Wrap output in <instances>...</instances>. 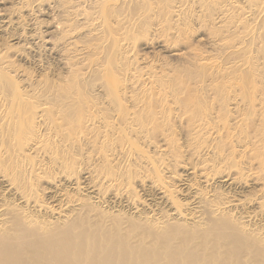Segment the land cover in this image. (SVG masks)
I'll return each instance as SVG.
<instances>
[{
	"label": "bare ground",
	"instance_id": "obj_1",
	"mask_svg": "<svg viewBox=\"0 0 264 264\" xmlns=\"http://www.w3.org/2000/svg\"><path fill=\"white\" fill-rule=\"evenodd\" d=\"M0 264H264V0H0Z\"/></svg>",
	"mask_w": 264,
	"mask_h": 264
},
{
	"label": "rangeland",
	"instance_id": "obj_2",
	"mask_svg": "<svg viewBox=\"0 0 264 264\" xmlns=\"http://www.w3.org/2000/svg\"><path fill=\"white\" fill-rule=\"evenodd\" d=\"M193 31H194V33H195V31H196V33H197V31H199L197 34L195 33L196 35L199 34V35H198L199 37L196 36V35L193 33V35L190 36V39H191V40L189 39V42L192 43V42L195 41L194 43H196V44L199 43V42H200V43L202 42L201 44L199 43L200 45L197 44V46L199 45V47H201V48H202V47H205L206 44L203 43V42H204V39H203V38H204V36H203L204 33H203V31H202L201 29H198V28H197V29L194 28ZM202 33H203V34H202ZM192 36H193V37H192ZM201 36H202V38H201ZM156 38H158V39H156ZM159 38H160V37H157V36H156V37H155L156 41H155V40H152V41H155V42H154L155 44L152 43L154 47H151L152 44H151V45H147V46L145 45V49H144V47L142 46L143 48L141 49V50H142V51H141V55L146 56L145 54H147V57H148L149 55L152 57V56H153V53H154V55H155V53H156L157 56L164 55L165 53L167 54V52H166V51H167L166 48H165L164 46H161V45L158 44V42H160V41L162 40V39L160 40ZM193 38H194V39H193ZM198 38H201V39L198 40ZM9 40H10V42H13V41H14V40L11 41V38H8V41H9ZM158 40H159V41H158ZM192 40H193V41H192ZM197 40H198V42H197ZM201 40H203V41H201ZM14 42H15V41H14ZM190 43H189V44H190ZM194 43H193L192 45H195ZM202 44H203L204 46H203ZM148 46H150V47H148ZM195 46H196V45H195ZM159 47H160V48H159ZM206 47H207V46H206ZM149 48H150V49H151V48H154V49H151V50H150ZM162 48H163V50H160V49H162ZM155 49H156V50L158 49V50L156 51ZM154 50H155V52H153ZM146 51H147V53H146ZM148 51H149V52H148ZM158 51H160V53H159ZM161 51H162V52H161ZM163 51H164V52H163ZM152 52H153V53H152ZM149 53H150V54H149ZM151 53H152V54H151ZM162 53H163V54H162ZM166 54H165V55H166ZM156 55H155V56H156ZM165 55H164V56H165ZM150 56H149V58H150ZM153 57H154V56H153ZM50 60H54V59H52V58L48 59L49 63L51 62ZM52 63H55V62L53 61V62H51V64H52ZM25 65H26V66L29 65L30 67H32V68L35 69V65H34V64L31 65L30 63H25ZM33 65H34V67H33ZM29 66H28V67H29ZM35 71H37V69H35ZM38 71H39V70H38ZM37 73H38V72H37Z\"/></svg>",
	"mask_w": 264,
	"mask_h": 264
}]
</instances>
